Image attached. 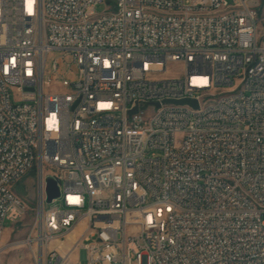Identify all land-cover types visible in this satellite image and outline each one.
Returning <instances> with one entry per match:
<instances>
[{
  "label": "built area",
  "instance_id": "1",
  "mask_svg": "<svg viewBox=\"0 0 264 264\" xmlns=\"http://www.w3.org/2000/svg\"><path fill=\"white\" fill-rule=\"evenodd\" d=\"M33 170L36 264H264V0H0V239Z\"/></svg>",
  "mask_w": 264,
  "mask_h": 264
},
{
  "label": "rangeland",
  "instance_id": "2",
  "mask_svg": "<svg viewBox=\"0 0 264 264\" xmlns=\"http://www.w3.org/2000/svg\"><path fill=\"white\" fill-rule=\"evenodd\" d=\"M106 8L105 4H100L97 7V11L100 14ZM55 62L59 64L57 70L53 67ZM179 68L181 67L177 64H170L167 75H173L174 71ZM78 70V65L74 57L65 51L53 50L47 56L45 66L46 77H51L54 83H59L65 78L70 81H76L78 78ZM181 74H183L182 70ZM37 182L38 177L35 170H33L15 186V192L27 202L29 210L16 223H12L9 220L5 222L6 231L0 239V264H36L33 248L26 240L32 232L35 223L37 209L36 198L38 194Z\"/></svg>",
  "mask_w": 264,
  "mask_h": 264
},
{
  "label": "water",
  "instance_id": "3",
  "mask_svg": "<svg viewBox=\"0 0 264 264\" xmlns=\"http://www.w3.org/2000/svg\"><path fill=\"white\" fill-rule=\"evenodd\" d=\"M169 102L177 103V104H191L194 106H197V100L185 98L180 100H167ZM137 109H135L136 111ZM48 186H47V202H51L55 197L59 195V187L58 183L53 178H48L47 180Z\"/></svg>",
  "mask_w": 264,
  "mask_h": 264
}]
</instances>
